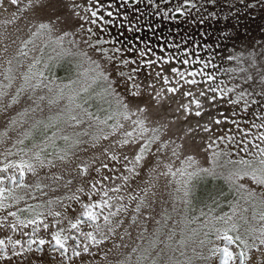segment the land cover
I'll use <instances>...</instances> for the list:
<instances>
[{
	"label": "rangeland",
	"instance_id": "374dc122",
	"mask_svg": "<svg viewBox=\"0 0 264 264\" xmlns=\"http://www.w3.org/2000/svg\"><path fill=\"white\" fill-rule=\"evenodd\" d=\"M109 15L92 0H0V167L24 177L5 230L18 216L54 236L83 215L94 227L73 264H216L224 241L232 264L237 251L264 264V161L244 160L241 72L217 88V117H199L188 73L101 37ZM243 66L264 72V53Z\"/></svg>",
	"mask_w": 264,
	"mask_h": 264
},
{
	"label": "trees",
	"instance_id": "16d2710c",
	"mask_svg": "<svg viewBox=\"0 0 264 264\" xmlns=\"http://www.w3.org/2000/svg\"><path fill=\"white\" fill-rule=\"evenodd\" d=\"M92 1L111 11L101 37L159 60L169 57L173 69L188 73L199 89V117L213 116L208 110L220 104L217 88L228 72H241V88L252 95L246 115L253 122L242 143L244 160L264 161V72L243 66H254L264 53V0Z\"/></svg>",
	"mask_w": 264,
	"mask_h": 264
},
{
	"label": "flooded vegetation",
	"instance_id": "af4514ba",
	"mask_svg": "<svg viewBox=\"0 0 264 264\" xmlns=\"http://www.w3.org/2000/svg\"><path fill=\"white\" fill-rule=\"evenodd\" d=\"M23 174L6 167H0V260L11 256L31 258L47 264H73L81 260L83 249L89 244L87 232L94 227V222L78 216L76 226L67 233L54 236L42 234L37 228L23 230L19 223L21 217L9 218L5 230V206L10 202L11 193L23 185ZM231 246L226 249V255ZM233 263L230 257V264Z\"/></svg>",
	"mask_w": 264,
	"mask_h": 264
},
{
	"label": "water",
	"instance_id": "95a60500",
	"mask_svg": "<svg viewBox=\"0 0 264 264\" xmlns=\"http://www.w3.org/2000/svg\"><path fill=\"white\" fill-rule=\"evenodd\" d=\"M221 249L218 251V256L216 260V264H230V257L226 255V249L231 246L230 241H224L221 243ZM237 263L242 264L243 256L240 251H237L236 254Z\"/></svg>",
	"mask_w": 264,
	"mask_h": 264
}]
</instances>
